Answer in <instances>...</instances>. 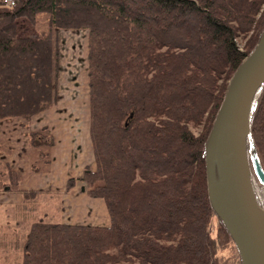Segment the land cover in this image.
Masks as SVG:
<instances>
[{"label": "trees", "instance_id": "obj_1", "mask_svg": "<svg viewBox=\"0 0 264 264\" xmlns=\"http://www.w3.org/2000/svg\"><path fill=\"white\" fill-rule=\"evenodd\" d=\"M42 13L45 32L17 33L18 18L35 24ZM263 26L264 0H17L11 7L0 0V120H29L55 100L51 28L87 30L96 168L85 167L80 180L89 196L103 199L110 219L108 226L33 220L19 240L0 234V257L20 251L19 264H219L218 249L235 246L208 200L204 143L230 76ZM251 135L264 169V86ZM30 142L47 143L37 133ZM1 152L10 149L0 144ZM21 180L0 158V192L23 197L5 208L11 217L35 210L28 201L48 193L22 190ZM74 183L68 179L67 189ZM213 216L215 236L207 231Z\"/></svg>", "mask_w": 264, "mask_h": 264}, {"label": "water", "instance_id": "obj_2", "mask_svg": "<svg viewBox=\"0 0 264 264\" xmlns=\"http://www.w3.org/2000/svg\"><path fill=\"white\" fill-rule=\"evenodd\" d=\"M263 86L264 26L230 76L204 143L208 200L232 239L240 264H264V214L253 179L264 186V169L251 135V117Z\"/></svg>", "mask_w": 264, "mask_h": 264}, {"label": "crops", "instance_id": "obj_3", "mask_svg": "<svg viewBox=\"0 0 264 264\" xmlns=\"http://www.w3.org/2000/svg\"><path fill=\"white\" fill-rule=\"evenodd\" d=\"M20 18L16 21L18 22ZM67 31L73 33L72 31L75 30L67 29ZM17 33L19 34L18 27ZM60 58L58 66L61 70L57 71L56 85L61 82L63 86H67L65 91H62L64 98L60 96V92L59 94L57 92L51 106L31 117L30 120L20 117L0 120V144L10 149L9 153L1 152L0 158L8 162L11 169L21 173L22 190H42L52 195L64 190L68 178H77L74 187L67 194L62 195V205L66 208L65 212L73 210L78 215L71 222H64L63 218H60V222L108 226L109 215L105 203L87 195L85 186L81 185L85 182L79 180L85 167L88 166L92 170L95 168L89 124L80 132L74 124L70 126L67 119L68 115L77 116L74 112L80 104L77 99L83 96L76 90V85L80 86V81L82 85V78L77 70L76 61L73 65L64 54ZM76 72L79 77L75 75ZM57 111L61 113L57 114ZM51 123L54 124V128H50ZM31 133H40L44 140L49 139V141L38 147L33 146L30 142ZM40 153L43 154L42 158ZM77 188H80L79 192ZM22 202L21 193L0 192V209ZM51 216L49 214V217Z\"/></svg>", "mask_w": 264, "mask_h": 264}, {"label": "rangeland", "instance_id": "obj_4", "mask_svg": "<svg viewBox=\"0 0 264 264\" xmlns=\"http://www.w3.org/2000/svg\"><path fill=\"white\" fill-rule=\"evenodd\" d=\"M17 27L19 34L21 35H34L38 33L45 32L48 27V15L47 14H39L36 19L35 24H31L26 18H20L19 21L17 22ZM52 34H53V39H54V52H55V57L58 65V61L61 60L60 56L65 55L67 57V60H69L70 63H73L76 61L77 65V70L80 72V77L82 78V85L81 81L79 82V85H76L77 91L82 94L83 97H79V106L78 109L72 108V110H75L77 116H69L68 115V124L70 126H76V129L78 131H82V128H85L87 124H89V90H88V32L85 29H78L75 31H67V29H55L51 28ZM64 31H67L64 33ZM70 33L72 35H70ZM75 34H77L75 36ZM237 42L240 46L243 45V39L242 38H237ZM74 51V53H72ZM59 57V60H58ZM64 61V59H63ZM57 71L61 70L60 66H57ZM68 67V66H67ZM76 76L79 77L77 72L75 73ZM68 83V82H67ZM70 87L72 86L69 85ZM67 88V86H63V84L60 82L57 83L55 87V97L57 95V92L62 98H64V95H62V91ZM55 101V100H54ZM51 106V105H50ZM49 106V107H50ZM48 107V108H49ZM56 109V108H55ZM54 109V111H55ZM44 111V110H43ZM67 110H65L66 112ZM57 114L61 113L59 111L56 112ZM39 114V113H37ZM35 114V115H37ZM33 115L32 117H34ZM65 115V114H64ZM62 115L63 117L66 118V116ZM31 119V118H30ZM29 119V120H30ZM26 120V119H25ZM74 124V125H72ZM54 124H50V128H54ZM48 128V126H47ZM89 129V126H88ZM191 130L194 134H198L201 130V127H191ZM80 131V132H81ZM28 132V130H27ZM48 132V131H47ZM40 134V133H37ZM49 134V133H48ZM42 136V134H40ZM45 141H49L45 140ZM252 149L250 145L248 146V153L249 156L251 155ZM94 157V156H93ZM95 161V160H94ZM96 168V164H95ZM95 168L93 170H95ZM73 178V177H71ZM70 179V178H68ZM65 182V188L63 191H60L59 193L57 192L56 195H51V194H42L40 195L36 200L34 201H28L29 206H36V209L27 212L23 211L19 215L16 216H8L5 212V208L0 209V234L6 235L8 239H14V240H19V238L22 236V234L26 231L27 225L33 221V220H38V219H45L47 220L49 218V214L52 215V219L59 220L60 218H63L64 222H71L75 216L78 214L75 213L73 210H70L69 212H65L66 208L62 205L63 204V194H67L71 188L67 189V181ZM254 179V189L255 193L264 195V186L258 183V181ZM74 180H78L77 178L74 177ZM80 180V178H79ZM81 182H84L80 180ZM81 185H84L85 192L87 195H89L87 192L89 188L85 183H81ZM80 188H77V192H79ZM257 196L258 201H262V198ZM91 197V196H90ZM95 198V197H93ZM103 201L102 198H97ZM104 202V201H103ZM63 206V207H62ZM106 207V205H105ZM65 209V210H64ZM107 209V208H106ZM107 212V211H106ZM65 213V214H64ZM108 213V212H107ZM66 215V216H65ZM68 216H70L68 218ZM20 220V223L18 220ZM18 222V223H17ZM74 223V222H72ZM77 223V222H76ZM110 223V219H109ZM20 224H23L24 229L21 228ZM82 225H86L82 223ZM218 228V220L216 217H212L210 219V222L208 224V232L209 234L215 236L216 231ZM21 239V238H20ZM20 256V251H11L7 254V258L3 259L0 257V264H19L17 262L19 260ZM217 256L219 258V264H240V259L237 253V250L235 247L229 246L225 248H219L217 252Z\"/></svg>", "mask_w": 264, "mask_h": 264}, {"label": "bare ground", "instance_id": "obj_5", "mask_svg": "<svg viewBox=\"0 0 264 264\" xmlns=\"http://www.w3.org/2000/svg\"><path fill=\"white\" fill-rule=\"evenodd\" d=\"M254 193H255V189H254ZM257 194L255 193L256 199H257V196H256ZM258 196L260 198H262V201H258V199H257V203H258V206H259V210H260V212H262L264 214V195L258 194Z\"/></svg>", "mask_w": 264, "mask_h": 264}, {"label": "built area", "instance_id": "obj_6", "mask_svg": "<svg viewBox=\"0 0 264 264\" xmlns=\"http://www.w3.org/2000/svg\"><path fill=\"white\" fill-rule=\"evenodd\" d=\"M17 0H1V2L3 3V5L5 6H13L16 3ZM207 231H208V227H207Z\"/></svg>", "mask_w": 264, "mask_h": 264}]
</instances>
